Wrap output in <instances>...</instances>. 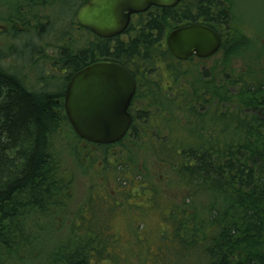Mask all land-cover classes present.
Returning a JSON list of instances; mask_svg holds the SVG:
<instances>
[{
	"label": "trees",
	"instance_id": "1",
	"mask_svg": "<svg viewBox=\"0 0 264 264\" xmlns=\"http://www.w3.org/2000/svg\"><path fill=\"white\" fill-rule=\"evenodd\" d=\"M11 1L15 6L1 18L10 34L6 49L27 66L55 47L54 67L70 74L58 73L55 92L49 91L50 76L34 90L24 76L2 65L0 54V264H264V69L255 67L248 45L237 48L234 37L220 49L228 61L239 50L246 69L240 75L222 70L210 75L202 66L206 60L179 61L168 49L173 10L141 18L142 29L129 41L107 40L77 23L79 10L90 0ZM208 2L199 7L206 24L219 34L232 33L230 3ZM190 12L179 19L196 21ZM59 21L66 28L57 44L43 42ZM81 39L87 46L75 52ZM97 58H110L146 82L136 97L140 103L134 102L137 119L113 145L82 140L64 108L70 78ZM194 61L198 66L187 68ZM65 132L78 144L103 151L99 162L114 172L109 181L114 190L99 196L100 186L93 185L59 235L64 225L56 228L55 216L76 198L75 175L57 147ZM134 143L140 152L131 151ZM115 146L121 151L109 154ZM171 192L178 195L170 199ZM128 199L140 200L163 226L155 233L146 219L138 223L132 233L135 261L111 227ZM138 212L131 216L143 211ZM55 234L58 242L52 244Z\"/></svg>",
	"mask_w": 264,
	"mask_h": 264
},
{
	"label": "rangeland",
	"instance_id": "2",
	"mask_svg": "<svg viewBox=\"0 0 264 264\" xmlns=\"http://www.w3.org/2000/svg\"><path fill=\"white\" fill-rule=\"evenodd\" d=\"M230 3L231 8V14H232V33H229L223 39L224 43L233 42L234 37H236V42H238L239 48L242 43L244 45H248L249 47V53L254 54L256 56V64H258L257 70L264 69V0H226ZM14 1L11 0H0V54L3 53L2 56V65L5 68H10L11 70H15L18 73H20L22 76L26 78L27 85L34 90H41L45 86L43 84V79L46 76H50L52 80H47L49 83V91L55 92L57 89L54 86L55 78H59L58 75L61 73L60 70L56 67H54V62L57 61L59 57V49L57 48H47V55H52L55 57L56 60H52L48 58L46 55L44 58L43 56H36L34 57L33 64H29L27 66H24L22 64V60L17 58V56H13L12 53L9 52L7 47V41H9V35L8 34V27L7 25L2 21L1 19L6 12H10L9 8L14 7ZM29 9V7H27ZM6 27V28H4ZM66 28V24L59 23L55 24L54 29L51 33L47 34L44 38L43 42L53 45L56 43L57 40H59V35L61 38V31ZM7 32V33H6ZM225 35V34H224ZM78 37V35H76ZM38 42V40L36 39ZM47 41V42H46ZM42 42V43H43ZM18 43L20 44V41L15 40V46H18ZM40 43V42H38ZM57 44V43H56ZM87 46L86 40H80L77 45H75V52L81 51L84 49V47ZM235 49V48H234ZM241 49V48H240ZM232 56L235 58H230V61H228L227 52L226 51H220L217 55H215L213 58L207 59L203 63V68L206 69L210 75H216L219 73L222 74V71H225V74L228 73L229 75H240L242 71H245L244 68V59H240V53L238 52V49L233 50ZM238 52V53H237ZM227 57V58H226ZM239 59H238V58ZM194 65H189V67H196L198 66L197 61L193 62ZM225 65L224 67H222ZM222 67V68H221ZM260 67H262L260 69ZM227 69V70H226ZM232 69V70H231ZM222 70V71H221ZM60 72V73H59ZM59 73V74H58ZM61 75V74H60ZM156 78V76H155ZM145 102H149L146 100ZM136 104H139L140 101L136 100ZM68 132H65L59 137V140L57 142L58 151L61 154V157L66 162L67 166L69 167L70 171L73 172L75 175V200L72 203V206H70L69 210H65L62 212V214H59L55 216V222L57 223L56 228H60L62 224L64 225L60 231V233L67 228V226L70 224V221L68 220L69 214L71 213H77L79 210V206H83L84 202L86 201L88 197V193H90V188H93V185L100 186L96 189L95 194L96 195H102L105 191L106 193L108 191L113 192V186H110V182H112L113 179V171L106 168V165L99 162L101 157H103V151L99 150L96 146H87L85 143L78 144L77 141H74V139L66 134ZM134 146L131 147L132 152H137V150L140 152L139 148L133 144ZM129 146V145H127ZM76 149V153L81 156L80 159L81 163L79 165L76 163V158L73 154V149ZM121 151V148L118 146L112 147L109 149V154H118ZM128 152V151H127ZM130 153V152H129ZM132 156L133 154L130 153ZM91 160V162L86 161L87 158ZM94 163L96 166L94 167ZM156 170H152V175H155L154 172ZM155 184L158 181H155L153 179ZM112 185V184H111ZM159 185V183H158ZM114 194V193H113ZM170 199H173L174 196H177V192H171L170 193ZM135 199H128L126 200V205L124 209H120L113 219V224H111L112 228L121 236V244L129 257L128 259H131L132 261H135L133 258V247L136 246V243L134 241V236L132 235L133 230L138 227V223L140 221H145V226H147L148 229L152 230L153 232L157 231V229L161 228V221H159L158 215L153 214L149 215L148 212H145V205L143 203H139ZM137 206V207H135ZM139 208H144L142 210H139ZM134 211H143L141 214L136 216H131V214L134 213ZM139 213V212H138ZM150 216V217H149ZM163 227V226H162ZM156 233V232H155ZM57 234L53 235L51 237L52 244H55L58 242V236ZM48 249H51V246L48 247ZM42 250V249H41ZM42 252V251H41ZM38 255L36 254L35 257ZM34 257V258H35ZM40 257V256H39Z\"/></svg>",
	"mask_w": 264,
	"mask_h": 264
},
{
	"label": "water",
	"instance_id": "3",
	"mask_svg": "<svg viewBox=\"0 0 264 264\" xmlns=\"http://www.w3.org/2000/svg\"><path fill=\"white\" fill-rule=\"evenodd\" d=\"M183 0H90L77 15L78 24L110 39L123 34L132 17L152 7L173 8ZM168 49L179 61L207 60L222 47L213 28L191 25L170 33ZM136 79L124 67L98 63L73 76L66 93L65 110L75 133L84 141L113 145L122 141L132 124L128 109L136 93Z\"/></svg>",
	"mask_w": 264,
	"mask_h": 264
},
{
	"label": "flooded vegetation",
	"instance_id": "4",
	"mask_svg": "<svg viewBox=\"0 0 264 264\" xmlns=\"http://www.w3.org/2000/svg\"><path fill=\"white\" fill-rule=\"evenodd\" d=\"M185 0H183V1H181L177 6H175V7H173V8H160V7H152L151 9H149L147 12H145V13H141V14H137V15H134L133 17H132V20H131V23H130V25H129V27H128V29L123 33V34H121L120 36H117V37H114V38H110L111 40H114V39H117V38H119V39H123V40H126V41H129L130 39H131V37L134 35H136V33H137V30H140V29H142V22L140 21V23L138 22L141 18H144V19H149V18H151V17H162V16H165V15H168V14H170V13H167L166 11L167 10H173V13H175V16L174 17H172V18H170V22L172 23V24H174V26H175V28L173 29V31H175V30H177V29H179V28H182V27H186V26H191V25H204V26H208V27H210L209 25H207L206 24V22H205V19L203 18L206 14L205 13H202L201 11H200V5L201 4H203V6L204 7H206V5L209 3L208 2V0H188V1H190V5L187 7V8H185V7H183V2H184ZM220 2L221 3H223L225 6H227L228 7V5H227V1L226 0H220ZM85 6V5H84ZM188 8L190 9V14L193 16V17H196V21H194V22H185V21H183V19H179V18H182V17H186V14H187V11H188ZM177 19H176V18ZM185 20V19H184ZM176 24H179V25H176ZM132 28L133 29H135L136 31H133L132 30ZM212 28V27H211ZM172 32V31H171ZM170 32V33H171ZM223 32V31H222ZM227 32L228 31H224L222 34L224 35V34H227ZM170 33H167L168 35H167V39H166V42H167V40H168V37H169V35H170ZM222 34H221V36H222ZM95 35V34H94ZM97 36V35H96ZM97 37H99V36H97ZM99 38H101V37H99ZM103 39V38H102ZM110 39H107V40H110ZM222 39H223V37H222ZM222 44H223V42H222ZM98 63H113V64H117V63H115L114 61H112L110 58H108V59H104V58H100V59H98L97 58V61L95 62V63H92V64H89V65H86L85 67H82L79 71H77L73 76H75L76 74H78V73H80V72H82L83 70H85V69H87L88 67H90V66H92V65H95V64H98ZM117 65H120V66H122V67H124L125 69H127L130 73H131V71L127 68V67H125V66H123V65H121V64H117ZM62 72V74L63 75H65V76H69V70L68 69H64V70H62L61 71ZM132 74V73H131ZM133 75V74H132ZM73 76L70 78V81H69V83H68V85H67V89H68V86H69V84H70V82H71V80H72V78H73ZM134 76V75H133ZM134 78L136 79V93H135V96H134V98H133V101H132V103H131V105H130V107H129V109H128V114L132 117V119H133V121H132V124H131V127H132V125H133V122H134V120L135 119H137V111L135 110L136 109V106H134V102H135V100H136V97H137V94H138V92H139V88H140V84H144V83H146L145 81H140V79L138 78V77H136V76H134ZM144 82V83H143ZM148 84H150L149 82H147ZM67 89H66V92H65V97H64V108H65V98H66V93H67ZM65 112H66V110H65ZM66 116H67V114H66ZM68 118V117H67ZM131 127H130V129H131ZM130 131V130H129Z\"/></svg>",
	"mask_w": 264,
	"mask_h": 264
}]
</instances>
